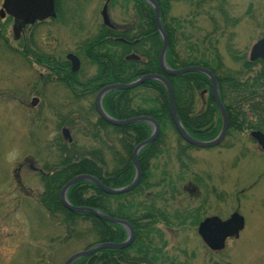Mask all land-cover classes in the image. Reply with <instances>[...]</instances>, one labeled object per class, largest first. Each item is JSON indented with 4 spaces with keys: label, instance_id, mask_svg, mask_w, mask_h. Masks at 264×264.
Here are the masks:
<instances>
[{
    "label": "rangeland",
    "instance_id": "1",
    "mask_svg": "<svg viewBox=\"0 0 264 264\" xmlns=\"http://www.w3.org/2000/svg\"><path fill=\"white\" fill-rule=\"evenodd\" d=\"M107 1L115 24L133 18V4L126 0H117L115 5L112 0H59L58 18L25 28L16 40L14 18H0V29L4 28V33L0 32V264H33L42 254L49 255L48 246L40 245L46 244L51 233L50 228H40V218L44 228L47 222L37 213L36 197L43 189L40 166L54 160L50 144L59 133V115L86 107L63 83L59 70L51 75L45 64L37 63L31 55H21L23 43L51 55L55 62H68L67 56L80 53L79 46L103 25ZM196 1L172 0L170 15L190 20L187 33H192L193 41L198 40L201 51L217 39L223 62L245 74L243 57L248 60L251 48L264 34V0H207L201 6ZM2 4L0 0V10ZM226 16L236 20L234 27L231 22L225 26ZM217 23L223 30L214 29ZM231 41L237 61L226 53ZM206 56L214 58L209 52ZM81 68L80 80L96 71L88 61L82 62ZM240 126L218 147L183 152L180 145L185 144L179 143L178 133L168 130L165 154L152 163L150 179L136 193L138 200H154L152 205L168 218L150 228L151 237L155 243H167L164 256L175 264H264V154L251 140L250 130ZM71 133L80 146L104 147L100 138ZM170 180L173 192H167ZM194 189L199 190L198 197ZM190 210H199V219L218 216L227 220L239 213L245 219V229L238 239L227 241L223 252L213 254L191 219L182 218L186 225L177 227L182 212ZM190 214L185 217L189 219ZM168 225L172 235L165 232ZM85 245L78 242L70 249L60 248L57 264H64Z\"/></svg>",
    "mask_w": 264,
    "mask_h": 264
},
{
    "label": "trees",
    "instance_id": "2",
    "mask_svg": "<svg viewBox=\"0 0 264 264\" xmlns=\"http://www.w3.org/2000/svg\"><path fill=\"white\" fill-rule=\"evenodd\" d=\"M112 1L115 5L117 0ZM126 1L133 4L134 15L130 21L122 25L115 24V29L101 25L94 35L79 46L80 53L77 55L83 56L82 62L88 61L96 68L95 73L87 80L79 79L83 72L82 68L78 73H73L68 62H55L51 55H43L32 50L30 47L32 44L29 42L23 43L21 55L24 58L31 55L37 63L45 64L43 66L50 70L51 75L59 70L61 80L78 102L86 103L85 108L80 107L67 116L59 115V122L56 125L59 133L50 144L54 160L40 164L43 173H40L39 177L43 189L36 197L37 213L47 222L44 228L39 217L42 222L40 228H50L51 233L48 236L49 240L44 242L46 244H40L48 246L49 255L42 254L40 256L42 259L37 258L33 264H57L60 248L70 249L78 242L85 243L84 250H88L102 243H122L127 239L124 227L102 221L89 213L71 212L60 200L63 187L80 175H90L109 188L118 189L130 185L134 179L132 151L152 134V126L146 122L126 127L109 125L98 115L95 107L97 93L106 86L130 84L147 75H165L159 62L163 41L156 26L153 7L145 1ZM156 1L160 6L162 25L169 39L166 53L168 67L173 70L203 67L212 71L218 82L221 102L229 115L228 135L240 130V125L246 126L244 128L249 130L264 131V63L252 64L243 57L244 70L251 74L244 79L245 74L223 62L218 51L217 39L215 43L201 51L197 44L198 40L193 41L192 33H187L190 20L170 15L172 0ZM206 1L196 2L201 6ZM56 6L57 14L60 16L59 0ZM225 18L226 27L230 22L232 27L235 26L236 20L227 16ZM221 28L223 27L218 23L214 24L216 31L223 30ZM192 30H195L194 26ZM6 43H9L7 39ZM231 43L232 41L226 46V53L233 61H237L238 57L235 56L236 51ZM208 52L212 53L214 58L206 59ZM131 55H137L139 60H128L127 57ZM256 67L260 68L255 69ZM166 78L172 86L176 110L186 131L200 141L217 138L222 129V119L213 99L210 79L200 72ZM102 105L113 119L127 120L147 116L159 124L160 135L157 141L144 148L140 154L141 159L148 154L150 167L154 168L155 165L152 163L158 160L159 154H165L168 130L176 131L166 87L159 81H147L132 90L111 91L104 96ZM62 128L68 129L70 133L71 130L76 133L82 132L86 138L95 140L100 138L99 142L103 143L104 147L95 149L90 145L80 146L72 135L73 141L69 142L63 136ZM105 140H108L109 145ZM178 141L185 144L180 145L181 152L194 149L179 135ZM116 147L119 150L120 169L117 179L113 177V157H109ZM145 176L140 186L133 192L118 196L102 192L90 181L78 182L70 188L68 200L72 205L96 209L111 217L131 221L136 230L135 239L128 248L105 249L78 259L73 264H175L164 256L163 248L151 237L150 228L157 221L166 222L168 218L154 209L143 207L147 203L154 204V200L141 201L136 197V193L150 179ZM170 181H166L167 192L175 190L172 180ZM112 200L117 201L115 208L110 206ZM36 252L41 254L38 250Z\"/></svg>",
    "mask_w": 264,
    "mask_h": 264
},
{
    "label": "water",
    "instance_id": "3",
    "mask_svg": "<svg viewBox=\"0 0 264 264\" xmlns=\"http://www.w3.org/2000/svg\"><path fill=\"white\" fill-rule=\"evenodd\" d=\"M140 1H145L149 3L155 11L156 26L163 40V46H162L160 57H159L160 67L163 73L166 76H179V75H183V74L190 73V72H200V73L205 74L212 83L213 99L215 101L216 106L220 110L222 118H223L222 131L217 139L210 141V142H201V141H197L194 138H192L189 135V133L186 131V129L184 128L178 116L172 86L164 75H147V76L141 77L140 79L130 84H115V85L107 86L101 89L99 93L97 94L95 105H96V110L98 114L105 122H107L110 125L116 126V127L129 126V125H132L138 122H146L152 125L153 131H152L150 138L144 141L143 143H141L140 145H138L134 150L133 161L137 169V176L132 184L128 185L127 187L121 188V189H113V188H109L105 186L98 179L90 175H80V176L73 178L63 187L61 191V195H60V200H61L62 205L67 210L71 212H75V213H89L99 218L102 221L112 223V224H118V225L126 227L129 230V236L125 242L123 243H102V244L96 245L88 250H83V251H80V252H77L71 255L65 261L64 264H73L78 259L89 257L105 249L128 248L134 240V236H135L134 230L128 222L107 216L101 211L96 210V209L74 206L68 200V191L70 190V188L73 187L76 183L81 182V181L93 182L98 188H100L103 192H105L108 195H121V194L129 193L133 191L140 184L141 177H142L141 171L138 165V154L144 147L154 143L159 137L160 126L151 117L142 116V117H136V118L127 119V120H116V119L111 118L105 112V110L103 109V105H102V99L108 92L115 91V90H132V89H135L143 85L147 81L161 82L166 87L167 92H168L171 117H172V121H173V124L176 130L178 131L179 135L187 143H189L192 146L198 147V148L207 149V148H213V147L219 146L224 141L227 135V131L229 129L228 114L223 104L221 103L218 82H217L215 75L212 73V71L206 68H203V67H186V68H182L179 70H173L169 68L166 63V53H167V49L169 45V40H168V35L162 26L160 6L156 0H140ZM7 15L15 19L16 23L14 26V31L15 29H17L20 32L24 30L25 26L27 25H34L36 22H44L48 19H55L57 17L55 0H3L2 8L0 10V17L3 19ZM102 18H103V23L105 26L109 28H114V25L112 24L111 19L108 14V2L104 5V8L102 10ZM20 22H21V26L18 29V23ZM67 58L72 63V71L78 72L80 69L79 59L72 54L68 55ZM127 59L128 60H138V57L135 55H131L127 57ZM257 59L264 60V37L253 46L252 51H251V60L255 61ZM63 135L66 139L69 140V142H72V138H71V135L68 129L63 130ZM252 137L258 142V144L264 150V134L261 132H253ZM244 227H245V220L243 216H241L239 213H234L226 221H222L218 217L207 218L204 222L200 224L198 233L201 236L202 240L205 242V244L211 250L220 251L225 248L226 241L228 239L238 238L240 236V232L244 229Z\"/></svg>",
    "mask_w": 264,
    "mask_h": 264
},
{
    "label": "flooded vegetation",
    "instance_id": "4",
    "mask_svg": "<svg viewBox=\"0 0 264 264\" xmlns=\"http://www.w3.org/2000/svg\"><path fill=\"white\" fill-rule=\"evenodd\" d=\"M57 1V0H56ZM109 16H110V14H109ZM110 19H111V17H110ZM49 21V20H48ZM112 21V20H111ZM14 22H15V19H14ZM16 23V22H15ZM42 23H44V22H42ZM113 24H114V28H110V29H115V23L114 22H112ZM36 24H40V23H35L34 24V26L36 25ZM104 25V24H103ZM21 26V22L20 23H18V29H19V27ZM33 26V27H34ZM26 27H28V26H26ZM25 27V28H26ZM32 27V28H33ZM27 29V28H26ZM13 30H14V27H13ZM1 32L2 33H4V28L3 29H1ZM16 32V33H15ZM14 35H15V39L16 38H19L20 37V32L17 30V29H15V31H14ZM264 37V34H263V36L259 39V40H261L262 38ZM258 40V41H259ZM257 41V42H258ZM254 46V45H253ZM253 48V47H252ZM252 48H251V50H250V54H249V57H248V61H249V63H252V64H255V63H260V62H263L264 63V60L263 59H257V60H255V61H252L251 60V51H252ZM73 55L74 56H76L78 59H79V61H80V69H81V67H82V59H81V57L79 56V55H77V54H74L73 53ZM68 57V56H67ZM67 61H68V63H69V65H70V68H71V71H72V63H71V61L70 60H68V58H67ZM257 68V67H256ZM260 68V67H259ZM80 69H79V71H80ZM78 71V72H79ZM73 72V71H72ZM78 72H76V73H78ZM73 73H75V72H73ZM251 74L250 73H245V78H248L249 76H250ZM218 109V108H217ZM218 111H219V114H220V117H221V119H222V121H223V118H222V115H221V112H220V110L218 109ZM228 114V113H227ZM228 117H229V115H228ZM244 127H246V126H244ZM255 131H259V132H261V133H263L264 134V131H261V130H250V132H249V136H250V138H251V140L259 147V149H260V152L261 153H263L264 154V151H263V149H262V147L258 144V142L252 137V133L253 132H255ZM220 134V133H219ZM227 135H228V132H227ZM227 135H226V137H227ZM219 136V135H218ZM226 137H225V139H226ZM195 139V138H194ZM225 139H224V141H225ZM197 140V139H196ZM198 141H200V140H198ZM223 141V142H224ZM203 142V141H202ZM222 142V143H223ZM142 143V142H141ZM140 143V144H141ZM221 143V144H222ZM139 144V145H140ZM220 144V145H221ZM138 146V145H137ZM136 146V147H137ZM135 147V148H136ZM135 148H134V150H135ZM195 149H202V148H198V147H194ZM144 149V148H143ZM143 149L139 152V154H138V165H139V168H140V171H141V175H142V177H141V181H140V184L142 183V181H143V179L146 177L145 175H147V178L149 177V169H150V164H149V158H148V154H147V156H145V157H143L142 159L140 158V154H141V152L143 151ZM134 150L132 151V156H131V161H132V164H133V167H134V179H133V181H132V183L134 182V180H135V178H136V176H137V169H136V166H135V164H134V161H133V154H134ZM118 153H119V150H118V148L116 147V149L113 151V153H112V157H113V177L115 178V179H117V177H118V175H119V171H120V169H119V162H118ZM147 158V159H146ZM141 161L143 162V164L141 165ZM146 171V172H145ZM140 184L135 188V189H137L139 186H140ZM134 189V190H135ZM133 190V191H134ZM102 191V190H101ZM132 191V192H133ZM103 192V191H102ZM193 193H196L195 194V197H198L199 196V190L198 189H194L193 190ZM114 196H118V195H114ZM116 205H117V201L116 200H112L111 201V204H110V206L112 207V208H115L116 207ZM146 207V209H154V210H156V211H158L159 209H157V207H155V205H152V204H148V205H144V208ZM176 207L177 208H180V205H176ZM159 213H160V211H158ZM188 212H191V214L189 215V219L188 218H186L185 217V215H187V213ZM200 211L199 210H196V211H192V210H190V211H186V213H184L183 214V212H182V214L180 215V218H179V220L177 221V227H184L186 224L185 223H183V220H182V218H184V220H186V221H188V220H192V222H194V224H196V226L198 227L197 228V234H198V236H199V238H201V236L199 235V233H198V230H199V226H200V224L202 223V222H204L207 218H211V217H218V216H206V217H204V219H199V213ZM114 218V217H113ZM219 218V217H218ZM115 219H119V218H115ZM120 220H124V221H126V222H128L131 226H132V228H133V230H134V234H135V236H136V230H135V226H134V224L131 222V221H128V220H125V219H120ZM228 220V219H227ZM222 221H226V220H222ZM142 222V221H141ZM171 222V221H170ZM121 226V225H120ZM154 226H158V223L156 222V224L154 225ZM153 226V227H154ZM123 227V226H122ZM125 230H126V228H125ZM126 232H127V238H128V236H129V230L127 229L126 230ZM165 232L166 233H172V230L170 229V225H168V227H167V231L165 230ZM172 235V234H171ZM135 236H134V239H135ZM232 239H238V238H232ZM201 240H202V238H201ZM229 240V239H228ZM227 240V241H228ZM134 241V240H133ZM227 241H226V244H227ZM202 242L204 243V245L207 247V249L208 250H210V252L211 253H213V254H219V253H221V252H223V250H220V251H216V250H211L206 244H205V242L202 240ZM156 244H158L159 246H161L162 248H163V252H166V251H164V250H166L167 248H168V245H167V243H156ZM166 244V245H165ZM225 248H226V245H225ZM224 248V249H225Z\"/></svg>",
    "mask_w": 264,
    "mask_h": 264
}]
</instances>
